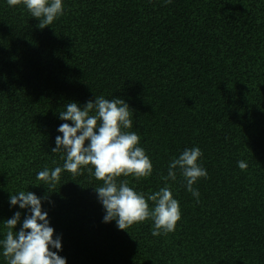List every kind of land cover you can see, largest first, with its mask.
Returning a JSON list of instances; mask_svg holds the SVG:
<instances>
[{
  "label": "trees",
  "instance_id": "16d2710c",
  "mask_svg": "<svg viewBox=\"0 0 264 264\" xmlns=\"http://www.w3.org/2000/svg\"><path fill=\"white\" fill-rule=\"evenodd\" d=\"M0 264H264V0H0Z\"/></svg>",
  "mask_w": 264,
  "mask_h": 264
}]
</instances>
